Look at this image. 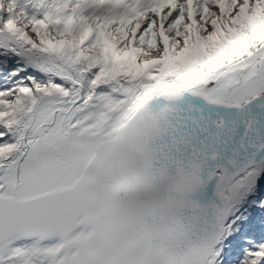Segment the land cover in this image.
I'll return each mask as SVG.
<instances>
[{
    "label": "snow or ice",
    "instance_id": "6c2138e0",
    "mask_svg": "<svg viewBox=\"0 0 264 264\" xmlns=\"http://www.w3.org/2000/svg\"><path fill=\"white\" fill-rule=\"evenodd\" d=\"M0 264H264V0H0Z\"/></svg>",
    "mask_w": 264,
    "mask_h": 264
}]
</instances>
